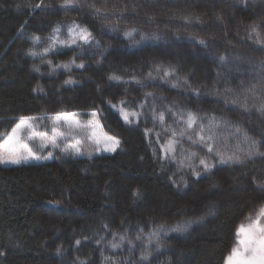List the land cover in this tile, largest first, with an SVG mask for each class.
Wrapping results in <instances>:
<instances>
[{
	"label": "trees",
	"instance_id": "obj_1",
	"mask_svg": "<svg viewBox=\"0 0 264 264\" xmlns=\"http://www.w3.org/2000/svg\"><path fill=\"white\" fill-rule=\"evenodd\" d=\"M64 5L0 0V133L21 117L95 111L120 146L0 164V264H225L237 226L264 206V49L252 32L264 38V0ZM77 25L92 40L65 44ZM121 108L138 115L125 122Z\"/></svg>",
	"mask_w": 264,
	"mask_h": 264
},
{
	"label": "snow or ice",
	"instance_id": "obj_2",
	"mask_svg": "<svg viewBox=\"0 0 264 264\" xmlns=\"http://www.w3.org/2000/svg\"><path fill=\"white\" fill-rule=\"evenodd\" d=\"M72 0H65V7L70 6ZM37 5L36 7H39ZM94 7V6H93ZM97 13L100 12V9L96 10ZM259 25L252 26V32L255 33L256 39L254 43L261 45L264 49V38L261 37ZM78 29V31H77ZM70 34L73 36L71 43L75 44L77 39L83 41L85 44L89 43L92 40V34L86 28H80L78 25L74 29H70ZM126 35H131V33H126ZM251 38V37H250ZM38 39V38H37ZM63 43V42H62ZM201 44L204 43L203 40L200 41ZM47 51V50H46ZM222 61L224 57L220 58ZM67 67V65H65ZM78 67H83V64L78 65ZM169 73L166 72L165 75ZM110 79L119 80L120 77L112 76ZM65 83H72V81H66ZM150 95V94H149ZM121 103H124L121 101ZM233 104L237 101L233 100ZM246 107V105H242ZM115 107V105H113ZM261 112H264V104L261 105ZM121 115L125 122H131L130 117H136L138 114L136 112H128L123 108L120 109ZM77 113H59L54 117V125H61L65 130H60V128L54 126L51 130L52 134L49 135L47 132H41L37 130L38 122L42 121L44 117L38 116H29L21 117L19 123H16L15 127L11 129L10 132L0 133V163H11V164H20L21 162H27L29 159H40L41 157L36 156L32 149L29 147V144L25 140L32 141L38 139L41 143V147H46L50 144L53 147H57L58 140H66L68 137H71V142L67 143L63 151H69L79 154L81 152V146L85 140H91L97 146L103 145V150L108 152H115L120 146V141L112 136H107L106 134L100 135L98 129L100 128L99 121L95 119L97 113L94 111L91 113L93 117L92 120L88 121L86 124H81L77 119ZM164 113H159L158 119L164 121ZM197 116L193 113H188L187 119L184 121L187 125V129H193L194 125L197 122ZM200 131L196 133L198 136V142L204 144L207 147V151L212 153L214 148L209 143L212 140L211 136H204L203 125H200ZM83 133L84 137L82 139H77L76 134ZM184 133L181 132V135ZM176 133L173 132V136ZM189 140L192 139L191 136L188 137ZM194 143L197 141H193ZM174 143L175 141L169 140L167 147L164 149L165 154L168 152H174ZM256 142L253 141L252 145L255 146ZM99 151L100 148L98 147ZM51 155V154H50ZM195 156L196 153H191ZM216 155L219 157L220 163H243L241 158L235 154L225 157L223 153L216 152ZM248 155H252L250 150ZM200 165L203 166L205 171H211L213 165L207 162L205 159L201 158L199 161ZM196 175H199L197 172ZM264 187V185H261ZM251 219V218H250ZM177 230H186L183 228ZM236 241L235 246L232 247L230 253L225 258V264H264V206H261L258 210L257 216L255 219H252L251 222L247 225L240 224L236 229ZM123 240V237H121ZM80 242L77 241V244ZM113 248L119 247L117 244L112 245Z\"/></svg>",
	"mask_w": 264,
	"mask_h": 264
},
{
	"label": "rangeland",
	"instance_id": "obj_3",
	"mask_svg": "<svg viewBox=\"0 0 264 264\" xmlns=\"http://www.w3.org/2000/svg\"><path fill=\"white\" fill-rule=\"evenodd\" d=\"M75 28V27H74ZM72 28V29H74ZM78 31V29H77ZM73 38V36L70 34L69 35V41L65 44H73L71 43V39ZM77 42H83V41H80L77 39ZM76 42V43H77ZM64 43V42H63ZM56 115L52 116L47 122L46 124L43 122V121H40L38 122V127H37V130L38 131H41V132H47L49 135L52 134L51 130L54 126L60 128V130H65V128L61 125H54V117ZM76 119L81 123V124H86L88 121L92 120L93 117L92 116H89V120H87L86 122H81L78 117H76ZM97 119V117L95 118ZM98 120V119H97ZM19 123V121L17 122ZM44 123V124H43ZM100 125V123H99ZM46 126L45 128H48V131H43L41 129V127H44ZM15 127V126H14ZM11 131V130H10ZM9 131V132H10ZM98 133L100 135H104L106 134L101 125H100V128L98 129ZM107 135V134H106ZM109 136V135H107ZM84 137V134L83 133H78L76 134V138L77 139H82ZM2 142V141H1ZM26 143L29 144V147L32 149L33 153L36 155V156H39L41 157L40 159H29L27 162H21L20 164H11V163H0L2 166H5V167H11V166H19V165H24V164H30V163H43V162H47V161H50L52 158H53V155L56 153V152H59V153H65V154H68V155H71L73 157H78V156H81L82 154H85V155H92V154H109V153H113V152H108V151H104L103 150V145H99L97 146L96 144H94L91 140H85V142L82 144L81 146V152L79 154H76L74 152H72L71 150L69 151H63L62 149L65 148L66 144L67 143H70L71 142V137H68L66 140H58L57 141V144L58 146L57 147H53L51 146L50 144H48L46 147H41V143L38 139L36 140H32V141H28V140H25ZM100 148V150L98 151L97 148ZM51 154V155H50ZM258 213V212H257ZM257 216V214L253 217H251V219L249 218L248 220H246L243 224L244 225H247L251 222L252 219H255V217ZM235 246V245H234Z\"/></svg>",
	"mask_w": 264,
	"mask_h": 264
}]
</instances>
